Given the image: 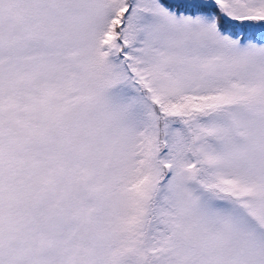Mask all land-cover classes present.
<instances>
[{"label":"snow or ice","instance_id":"1","mask_svg":"<svg viewBox=\"0 0 264 264\" xmlns=\"http://www.w3.org/2000/svg\"><path fill=\"white\" fill-rule=\"evenodd\" d=\"M0 264H264V0H0Z\"/></svg>","mask_w":264,"mask_h":264}]
</instances>
